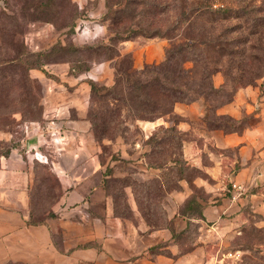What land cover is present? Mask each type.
<instances>
[{"label":"rangeland","instance_id":"rangeland-1","mask_svg":"<svg viewBox=\"0 0 264 264\" xmlns=\"http://www.w3.org/2000/svg\"><path fill=\"white\" fill-rule=\"evenodd\" d=\"M48 1L0 0V62L20 52L18 63H0V165L18 151L20 161L32 168L30 222L57 217L65 191L54 169L58 164L74 165L75 160L101 167V182L122 218L137 216L157 228L170 225L175 206L169 197L184 183L193 198L207 201L205 189L194 182L207 175L185 159L183 146L189 134L179 127L241 133L254 124L255 113L264 112V103L256 109L264 98V79L235 90L218 72L213 82L223 90L200 98L203 116L191 119L178 110L182 103L171 105L162 92L164 80L158 71L171 41L143 36L115 39L122 28L112 24L122 9L118 0ZM138 1L144 3L127 9L126 16H136L126 26L162 31L168 19L167 0ZM252 2L246 0L250 6ZM223 3L232 6L234 0ZM128 79L138 88L128 89L124 84ZM229 104L236 105L233 111L238 115H218ZM159 121L163 124L145 130V125ZM229 189L231 182L220 192L228 194ZM200 210L194 205L187 212L198 216ZM263 228L264 192L256 206H244L238 220L216 226L205 260L264 264V239L258 231ZM198 235L194 225L180 237L191 244Z\"/></svg>","mask_w":264,"mask_h":264},{"label":"crops","instance_id":"crops-1","mask_svg":"<svg viewBox=\"0 0 264 264\" xmlns=\"http://www.w3.org/2000/svg\"><path fill=\"white\" fill-rule=\"evenodd\" d=\"M263 103L264 98L256 109ZM177 108L191 119L195 114L203 116L201 101ZM233 109L235 104L226 105L218 115H238ZM254 118V124L241 133L189 124L179 127L189 134L183 146L185 159L207 175L206 180L194 182L205 189L208 199L197 200L203 218L182 215L179 209L192 197L188 184H182L169 197L175 206L169 214L171 227L155 230L137 216H117L101 182V167L79 165L76 160L74 165L58 164L54 169L65 191L57 217L31 223L32 168L20 161L22 154L13 152L0 165V264H210L205 260L206 248L216 226L238 220L244 206H256L264 192V112ZM162 124L153 122L144 128L148 132ZM227 182L243 185L247 192L236 200L231 189L221 193ZM217 196L220 199L213 200ZM190 223L198 226L199 235L187 244L179 235Z\"/></svg>","mask_w":264,"mask_h":264},{"label":"trees","instance_id":"trees-1","mask_svg":"<svg viewBox=\"0 0 264 264\" xmlns=\"http://www.w3.org/2000/svg\"><path fill=\"white\" fill-rule=\"evenodd\" d=\"M224 1L167 0L164 3L168 19L162 31L136 28L133 27L134 24L126 26L127 22H132L136 16L135 14L126 16L127 9L135 4L142 5L144 2L117 1L116 5L122 9L119 11L120 16L112 24L122 28L116 32L115 39L124 42L136 36H143L159 37L172 42L167 48L166 60L158 71L164 80L162 92L171 105L191 104L212 92L223 90L217 89L213 82V77L218 72L225 75L226 86L230 83L234 85L235 90L239 87L256 85L264 79V4L257 5V2L264 3V0H255L251 6L246 3V0H234L232 6L223 3ZM49 3L51 0L48 1ZM41 6L42 4H39L34 11H38ZM150 8L149 10L152 11ZM155 9L156 6L154 13ZM176 10L177 16L173 18L172 14ZM71 26L68 25V27ZM19 56L20 52L15 58L0 63L16 64L20 61ZM189 63L193 64L191 68L187 67ZM119 82L123 80L120 79ZM124 84L128 89L138 88L129 79ZM155 111L156 109L151 113ZM215 129H221V127ZM236 131L238 130L230 132ZM186 205L187 210L180 211L182 215L196 216L187 211L197 205L201 209L198 216L203 218L202 207L196 198L191 197ZM146 223L151 229H160ZM171 225L172 221L165 227H171ZM194 225L190 223L183 233ZM258 231L264 239V228Z\"/></svg>","mask_w":264,"mask_h":264},{"label":"built area","instance_id":"built-area-1","mask_svg":"<svg viewBox=\"0 0 264 264\" xmlns=\"http://www.w3.org/2000/svg\"><path fill=\"white\" fill-rule=\"evenodd\" d=\"M231 190L233 191V199H237L242 197L246 192L247 189L245 186L237 184V183H233L231 185Z\"/></svg>","mask_w":264,"mask_h":264}]
</instances>
